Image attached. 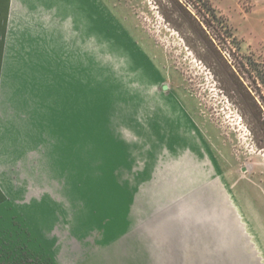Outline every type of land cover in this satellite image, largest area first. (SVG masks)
I'll list each match as a JSON object with an SVG mask.
<instances>
[{
    "label": "rangeland",
    "instance_id": "374dc122",
    "mask_svg": "<svg viewBox=\"0 0 264 264\" xmlns=\"http://www.w3.org/2000/svg\"><path fill=\"white\" fill-rule=\"evenodd\" d=\"M209 1L264 63V0ZM184 203L264 263V149L156 2L0 0V264H157Z\"/></svg>",
    "mask_w": 264,
    "mask_h": 264
},
{
    "label": "trees",
    "instance_id": "16d2710c",
    "mask_svg": "<svg viewBox=\"0 0 264 264\" xmlns=\"http://www.w3.org/2000/svg\"><path fill=\"white\" fill-rule=\"evenodd\" d=\"M162 16L187 40L193 51L213 71L227 96L235 103L246 119L255 142L264 149V63L246 57L248 62L234 63L225 52L235 56L232 48L224 49L210 27L218 30L213 22L219 23V29L227 38L233 34L224 20L218 15L209 0H154ZM198 7L200 15L194 13L189 5ZM196 6V7H197ZM192 40V41H191ZM241 55V53H239Z\"/></svg>",
    "mask_w": 264,
    "mask_h": 264
},
{
    "label": "water",
    "instance_id": "95a60500",
    "mask_svg": "<svg viewBox=\"0 0 264 264\" xmlns=\"http://www.w3.org/2000/svg\"><path fill=\"white\" fill-rule=\"evenodd\" d=\"M171 208L176 212L173 218L166 217L169 223L173 221L171 228L167 230L165 224H148L146 227L149 233L158 238V241L153 240V247L148 250L157 264H264L263 261L259 263L236 241L233 231L225 225L224 215L220 219V208L214 207L213 213L206 211L205 206L196 212L187 203ZM177 221L182 224L174 226ZM239 221L243 224L242 220ZM243 234L251 237L248 231Z\"/></svg>",
    "mask_w": 264,
    "mask_h": 264
}]
</instances>
